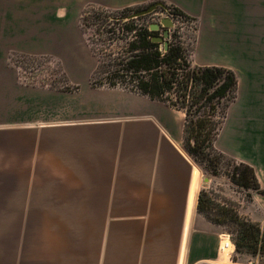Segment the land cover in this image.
<instances>
[{
  "label": "crops",
  "instance_id": "obj_1",
  "mask_svg": "<svg viewBox=\"0 0 264 264\" xmlns=\"http://www.w3.org/2000/svg\"><path fill=\"white\" fill-rule=\"evenodd\" d=\"M154 1L193 19L192 66L233 71L213 148L264 188V0H0V264L230 263L221 228L196 211L209 179L182 147L184 113L89 85L83 8ZM8 52L64 53L78 89L19 83ZM250 199L257 211L237 212L264 224V195Z\"/></svg>",
  "mask_w": 264,
  "mask_h": 264
},
{
  "label": "trees",
  "instance_id": "obj_2",
  "mask_svg": "<svg viewBox=\"0 0 264 264\" xmlns=\"http://www.w3.org/2000/svg\"><path fill=\"white\" fill-rule=\"evenodd\" d=\"M167 9L172 16L189 19L173 6L168 5ZM129 10L107 11L88 5L81 11L80 23L84 26L99 18L103 21L109 17L123 18ZM130 23L124 22L118 28L132 32L123 54L105 63L98 62L89 78L90 86L124 88L181 110L184 113L182 147L193 161L199 167L202 162H207L211 175H216L219 162L226 160L229 169L224 175L231 185L245 191L247 198L250 192L264 195V188L259 186L250 166L236 162L213 148L226 109L235 98L233 71L217 66H192L189 62L191 46L184 48L174 30L166 49L160 50V43L151 41L156 32ZM169 94H173V98ZM213 205L215 212H211ZM196 211L215 225H231L228 231L232 234L230 241L236 253L264 255V225L241 218L223 205L214 204L202 190L197 196Z\"/></svg>",
  "mask_w": 264,
  "mask_h": 264
},
{
  "label": "rangeland",
  "instance_id": "obj_3",
  "mask_svg": "<svg viewBox=\"0 0 264 264\" xmlns=\"http://www.w3.org/2000/svg\"><path fill=\"white\" fill-rule=\"evenodd\" d=\"M143 7L145 6L133 8L132 10L130 8V10L126 12L129 15L130 13ZM127 16L123 18L109 17L105 21L99 18L98 20L90 21L88 25L82 26L80 23L81 13L79 14L78 28L81 31V37L83 38L84 44L92 54L93 60L96 61V65L98 62L105 63L108 60H112L113 58L123 54L125 43L131 39L132 35V32H127L125 30L120 31L118 29L124 22H131L130 24L136 27L139 25L146 26L148 29L149 24L158 22V20L162 17H167L173 23L172 27L169 29L167 41L169 42L171 32L174 30L184 48L189 49L192 44L194 23L193 19L187 15L186 16L189 19L178 15L172 16L168 13V9L163 11L157 8L153 12L142 15L134 20H130L132 18H127ZM158 33H160V31H157L155 35ZM159 49L162 50L161 43L159 44ZM66 54V56L70 57L69 53ZM4 59L7 61V65L9 67L14 68L13 70L16 72L17 81L21 84L62 92H72L78 89L77 85L70 84L68 82L66 73L63 70L62 63L65 61L64 53L57 52L55 55L50 53L8 52L5 54ZM126 79H128V77H126ZM119 89L126 90L124 88ZM169 96L170 98H173V94H169ZM200 166L203 177L205 179H209V182L202 185L200 190H202L214 204H218L219 206L223 205L232 209L239 217L245 218L237 212V209L240 204L243 205L244 210L247 209L246 206H248L249 203L247 204L246 202L251 199L250 197L247 198L245 196V191L234 187L227 180L224 175V172L229 169V166L226 164V160L219 162L216 175H211L207 162H202ZM251 193L254 192H250V196ZM249 208L254 212L257 211L255 204H249L248 210ZM215 211L216 208L213 205V207H211V212ZM251 222L257 223L260 226L264 225L256 221ZM230 226L231 225L219 226L222 230V234H227L229 238L232 236V234L228 231ZM226 252L229 251H225V253ZM229 260V264H264V255H251L245 252L236 253L234 248H232Z\"/></svg>",
  "mask_w": 264,
  "mask_h": 264
},
{
  "label": "water",
  "instance_id": "obj_4",
  "mask_svg": "<svg viewBox=\"0 0 264 264\" xmlns=\"http://www.w3.org/2000/svg\"><path fill=\"white\" fill-rule=\"evenodd\" d=\"M157 8L166 11L167 6L165 4H163L160 1H154L151 2L149 4H147L145 7L138 9L132 13H130L127 18H135V17H139L148 13L153 12L154 10H156ZM173 23L172 21L167 18V17H162L158 20V22H154L148 25V30L149 31H160V33H158L157 35L153 36L151 38L152 42H157V43H161L162 45V50H165L167 47V38H168V33H169V29L172 27Z\"/></svg>",
  "mask_w": 264,
  "mask_h": 264
},
{
  "label": "built area",
  "instance_id": "obj_5",
  "mask_svg": "<svg viewBox=\"0 0 264 264\" xmlns=\"http://www.w3.org/2000/svg\"><path fill=\"white\" fill-rule=\"evenodd\" d=\"M219 240H220L219 250L221 252L232 250L233 245H232L230 238L227 234H222L221 238Z\"/></svg>",
  "mask_w": 264,
  "mask_h": 264
}]
</instances>
